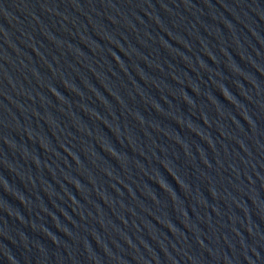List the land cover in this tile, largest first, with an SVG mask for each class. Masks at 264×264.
Returning a JSON list of instances; mask_svg holds the SVG:
<instances>
[{
	"label": "water",
	"instance_id": "water-1",
	"mask_svg": "<svg viewBox=\"0 0 264 264\" xmlns=\"http://www.w3.org/2000/svg\"><path fill=\"white\" fill-rule=\"evenodd\" d=\"M0 264H264V0H0Z\"/></svg>",
	"mask_w": 264,
	"mask_h": 264
}]
</instances>
